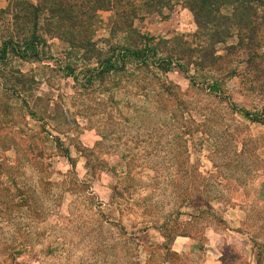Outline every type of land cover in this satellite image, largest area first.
<instances>
[{"label":"rangeland","instance_id":"1","mask_svg":"<svg viewBox=\"0 0 264 264\" xmlns=\"http://www.w3.org/2000/svg\"><path fill=\"white\" fill-rule=\"evenodd\" d=\"M61 2L73 12L89 10L81 0ZM16 3L0 0V10L12 9L0 20L3 32ZM166 12L133 26L157 42L194 34L189 8ZM95 14L82 35L107 50L127 32L112 30L115 9ZM262 34L256 56L227 50L237 35L218 45L223 73L233 71L219 78L218 92L206 89L200 74L192 81L194 71L162 73L175 92L167 105L136 94L126 78L90 83L95 62L82 60L57 33L48 35L51 57L0 64V264H264ZM69 64L78 80L66 75ZM23 75L33 80L29 92L21 89ZM37 96H50L58 108L59 118L46 119V127H63L71 160L56 153L43 120L32 115ZM175 97L183 104L174 105ZM202 192L208 204H198Z\"/></svg>","mask_w":264,"mask_h":264},{"label":"trees","instance_id":"2","mask_svg":"<svg viewBox=\"0 0 264 264\" xmlns=\"http://www.w3.org/2000/svg\"><path fill=\"white\" fill-rule=\"evenodd\" d=\"M81 6L87 4L89 10L83 8L73 12L72 6L65 7L57 0H17L15 4L17 12L13 13L11 19L7 20V28L3 32L4 25L0 22V64H8L14 58L26 61H39L49 55L48 35H59L69 42L70 48L81 54L80 58L88 63L92 61L95 65L88 67L87 81L93 83L97 79L107 80L112 76L126 78L125 81L135 82L136 94L146 99H154L157 103L167 105L170 93L174 91L162 81L160 75L168 73L174 68L180 69L185 74L194 71L190 75L192 81H196V75L200 74L204 79L206 89L213 93L220 91V79L229 76L233 71H226L223 59L226 55L219 53L218 45L226 43L227 39L235 35L239 42L235 46H228L227 50L243 48L242 50L251 56L259 55L256 44L257 40L263 39L262 30L255 25V19L259 12V2L262 0H81ZM264 5V0L262 2ZM178 7L189 8L195 18L196 31L188 36L176 35L172 38L157 42L155 38L140 32L134 28V21L145 16L166 17L167 12ZM118 12L115 20V34L122 31L127 32L116 44H111L107 50L98 45L97 41L82 35L83 29L92 26L98 10H113ZM12 9L0 10L2 17L12 15ZM1 20V21H2ZM66 22H68L66 26ZM2 28V29H1ZM255 49V50H253ZM67 76L78 80L75 67L67 65ZM143 70V72H140ZM161 72V73H160ZM121 80V79H120ZM25 75L21 77V88L29 92L32 88L31 82ZM169 93V94H168ZM175 99V100H174ZM173 100L174 105L183 104L179 97ZM41 104L42 110H37L36 104ZM52 98L37 96L35 98V109L32 115L43 120V131L46 132V140L54 144L56 153H62L71 160L70 148L62 142L61 134L65 132L60 124H50L46 127V119L56 121L59 118L58 108L53 109ZM173 104L171 103L170 106ZM59 107V106H58ZM55 112V115L51 114ZM242 114L253 121H262V117L251 114V111L243 109ZM48 113V114H47ZM174 120H179V114L172 112ZM253 115V116H251ZM66 125V118L60 114ZM153 119L151 116H149ZM183 117V113H182ZM183 119V118H181ZM264 121V120H263ZM51 125H53L51 127ZM147 129L156 134V128ZM48 130H47V129ZM146 129V128H145ZM52 132V133H50ZM51 136V137H50ZM43 141V140H42ZM22 143V142H21ZM44 147V146H42ZM42 149L35 146V149ZM85 155L89 148L84 149ZM89 154L87 153V156ZM0 164H3L1 162ZM112 169L116 171L115 165ZM97 174L96 172H94ZM119 181L113 186L116 191ZM121 196V192H119ZM198 204H208L203 192L198 197ZM165 227V226H164ZM169 237L173 234L167 233Z\"/></svg>","mask_w":264,"mask_h":264}]
</instances>
